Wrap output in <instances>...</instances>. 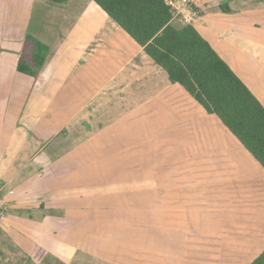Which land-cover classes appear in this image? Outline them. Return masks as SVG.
Here are the masks:
<instances>
[{"label":"crops","instance_id":"obj_1","mask_svg":"<svg viewBox=\"0 0 264 264\" xmlns=\"http://www.w3.org/2000/svg\"><path fill=\"white\" fill-rule=\"evenodd\" d=\"M237 1L193 0L202 15L194 28L261 102L264 27L256 33L253 11L235 9ZM29 36L49 50L36 79L17 71ZM152 70L179 87L92 0H0V103L3 94L7 102L24 95L23 103L0 104V188L13 191L4 198L0 264H248L264 249V169L195 102L205 144L246 154L229 193L213 201L222 211L97 214L106 198L94 188L83 198L78 184L60 186L63 177L51 176L55 147L65 130L81 132L82 111L101 95L131 105V89ZM88 74L104 80L84 82Z\"/></svg>","mask_w":264,"mask_h":264},{"label":"rangeland","instance_id":"obj_2","mask_svg":"<svg viewBox=\"0 0 264 264\" xmlns=\"http://www.w3.org/2000/svg\"><path fill=\"white\" fill-rule=\"evenodd\" d=\"M233 7L253 11L248 17L255 22L252 28L258 29L256 33L264 27V0H239ZM38 15L42 16L36 12ZM257 38L263 39L264 33ZM160 74L161 77L153 70L145 73L152 79H146L140 89H131L128 95L131 105H118L120 95H101L91 109L82 111L81 132L65 130L55 147L57 157L52 161L56 172L51 176L63 177L58 182L60 186L78 184L83 198L93 194L94 188L99 194L97 198H106L102 201L104 208L99 207L97 214L222 211L213 201L223 192L229 193L235 167L246 160L242 151L228 156L215 149L217 143L209 148L205 144L206 135H200L201 126L195 125L200 121L197 105L182 88H170L164 74ZM103 80L100 75L88 74L84 82ZM260 91L264 93V85ZM23 96L21 92L13 94L15 101L11 95L7 102V95L3 94L0 104H19ZM261 102L264 104V98ZM193 139H197V146ZM0 143L3 145L4 141Z\"/></svg>","mask_w":264,"mask_h":264},{"label":"trees","instance_id":"obj_3","mask_svg":"<svg viewBox=\"0 0 264 264\" xmlns=\"http://www.w3.org/2000/svg\"><path fill=\"white\" fill-rule=\"evenodd\" d=\"M92 1L264 169V105L193 26L173 25L165 0ZM26 43L17 71L36 78L49 50L30 36ZM248 264H264V249Z\"/></svg>","mask_w":264,"mask_h":264},{"label":"built area","instance_id":"obj_4","mask_svg":"<svg viewBox=\"0 0 264 264\" xmlns=\"http://www.w3.org/2000/svg\"><path fill=\"white\" fill-rule=\"evenodd\" d=\"M167 5L173 10L174 19L178 20L181 27L193 26L200 19L201 11L193 0H165ZM5 194L13 195V191L8 193L0 188V223L5 219L4 198Z\"/></svg>","mask_w":264,"mask_h":264}]
</instances>
